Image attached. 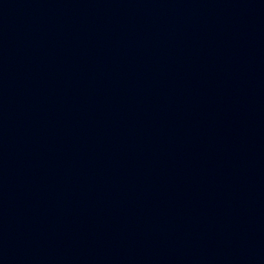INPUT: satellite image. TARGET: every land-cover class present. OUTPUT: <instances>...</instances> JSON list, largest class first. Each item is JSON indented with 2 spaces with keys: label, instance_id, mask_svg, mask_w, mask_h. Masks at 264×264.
<instances>
[{
  "label": "water",
  "instance_id": "obj_1",
  "mask_svg": "<svg viewBox=\"0 0 264 264\" xmlns=\"http://www.w3.org/2000/svg\"><path fill=\"white\" fill-rule=\"evenodd\" d=\"M0 264H264V0H0Z\"/></svg>",
  "mask_w": 264,
  "mask_h": 264
}]
</instances>
